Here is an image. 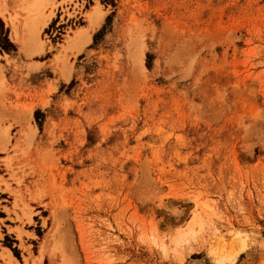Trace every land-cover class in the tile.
<instances>
[{
    "label": "rangeland",
    "instance_id": "obj_1",
    "mask_svg": "<svg viewBox=\"0 0 264 264\" xmlns=\"http://www.w3.org/2000/svg\"><path fill=\"white\" fill-rule=\"evenodd\" d=\"M54 2L0 0L4 262L264 264V0Z\"/></svg>",
    "mask_w": 264,
    "mask_h": 264
},
{
    "label": "bare ground",
    "instance_id": "obj_2",
    "mask_svg": "<svg viewBox=\"0 0 264 264\" xmlns=\"http://www.w3.org/2000/svg\"><path fill=\"white\" fill-rule=\"evenodd\" d=\"M54 1L55 0H19L21 3V5L19 4L20 9L24 11L23 26L27 29L28 35L31 39L39 40L38 36L41 29L47 24L48 20L52 16V5L55 3ZM0 16L4 19H7L1 3ZM100 17L101 11L98 4L91 5L87 11V25L74 29L73 35L70 38L76 40L85 36L84 39H89V35H85V33H87L88 28H91ZM10 21L12 22V27L15 30L13 35H15L17 38L16 25L11 19Z\"/></svg>",
    "mask_w": 264,
    "mask_h": 264
},
{
    "label": "crops",
    "instance_id": "obj_3",
    "mask_svg": "<svg viewBox=\"0 0 264 264\" xmlns=\"http://www.w3.org/2000/svg\"><path fill=\"white\" fill-rule=\"evenodd\" d=\"M4 216H0V220H2L0 223H2L3 222V220H4ZM15 224H10V226H14ZM25 230H27V231H32L33 229H31V228H24ZM11 237H13V238H16L17 240H15L14 241V243L15 244H19V239H18V237L16 236V234L14 233V235H12L11 234ZM0 238H2L1 236H0ZM23 239L25 240V241H28V239L29 238H27L25 235L23 236ZM10 255L11 257H15V255L13 254V252L11 251V249L8 247V246H6V245H4L3 244V242L2 241H0V255H3L4 257H1L0 256V264H7L6 262H4L5 260L4 259H8V256L7 255ZM16 258V257H15ZM17 259V258H16ZM9 262L11 263V264H17V262L15 261V260H12L11 261V258L9 259Z\"/></svg>",
    "mask_w": 264,
    "mask_h": 264
}]
</instances>
